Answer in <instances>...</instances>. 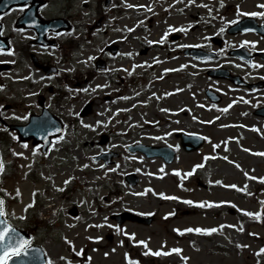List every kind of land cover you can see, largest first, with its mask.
<instances>
[{
	"label": "rangeland",
	"instance_id": "1",
	"mask_svg": "<svg viewBox=\"0 0 264 264\" xmlns=\"http://www.w3.org/2000/svg\"><path fill=\"white\" fill-rule=\"evenodd\" d=\"M71 1L55 0V13L69 10L79 33H64L57 47L36 51L46 66L59 68L58 73L39 72L28 57L24 69L10 71L11 92L0 85V106L13 104L4 111L8 122L26 123L29 112L39 111L35 108L43 97L48 110L64 124L63 132L45 153L31 141L19 143L13 130L0 136L5 162L17 163L12 153L18 157L15 175L4 170L0 178L12 220L24 219L28 209L25 226L52 264H129V258L138 264H264V253L257 256L264 247V180L259 179L264 177V117L254 114L264 106V88L246 90L206 74L207 69L221 66L247 81H263L264 59L255 57L246 64L227 56L223 48L221 58L200 61L182 51L191 44L205 46L209 35L226 36V21L236 20L242 13L264 12L259 7L264 2L258 0L252 4L255 8L240 10L227 9L226 4L241 0H223V4L221 0H114L109 9L102 2L97 7L96 0ZM100 16L101 24L89 31L88 25ZM173 33L180 37L170 40ZM68 38H76V42L64 46ZM162 39L164 48L150 42ZM226 39V47L240 45L250 53L264 50V37L251 32ZM113 44L118 47L115 53L106 49ZM83 51L85 58L78 64V53ZM164 52L179 58L166 87L143 93L142 110L128 107L127 101L113 110L109 87L123 88L125 93L126 86L128 92L132 90L129 84L134 79L145 86L157 75L163 76L156 71L165 59ZM128 56L138 60L137 77L127 75L122 81L119 70L112 67ZM97 58L105 60V68L95 67ZM66 66L71 69L64 72ZM37 72L40 76H35ZM102 81L105 87L94 89ZM141 85L136 86L141 89ZM208 88L220 93L222 101L211 103L203 92ZM86 104L90 109L81 115ZM179 132L200 134L206 142L187 153L182 150ZM103 134L108 137L106 142H102ZM135 143L167 145L176 157L164 164L159 157L129 151ZM110 151L119 155L110 165L93 159ZM102 170L110 171L101 175ZM128 173L139 177L134 186L125 180ZM55 183L58 186L53 188ZM73 207L78 212L75 215L69 213ZM191 207L197 212L187 216ZM124 210L153 215L154 221L119 225L110 218ZM249 212L261 215L250 216ZM169 219L174 220V233L166 234ZM197 227L218 230L211 234L182 230ZM181 233L183 239L179 240L176 237ZM177 248L182 251H171ZM193 251L196 254L191 258L187 253Z\"/></svg>",
	"mask_w": 264,
	"mask_h": 264
},
{
	"label": "flooded vegetation",
	"instance_id": "2",
	"mask_svg": "<svg viewBox=\"0 0 264 264\" xmlns=\"http://www.w3.org/2000/svg\"><path fill=\"white\" fill-rule=\"evenodd\" d=\"M63 1L67 2V4H70L72 2L71 0ZM113 1L114 0H109L110 3L108 6H106V8H110L113 4ZM101 2L104 3L105 0H96V6L98 7ZM1 3L0 36L5 39V41L3 42V46L4 48H6L5 51L0 52V85L11 92L10 71L24 69L29 58H31L32 65L35 69H37L39 72L46 71V64L41 60V58L38 57L36 51L50 49L51 47H45V44L50 43L52 44V46L57 47L59 39L63 36L64 33L71 31H78L79 33V26L77 25V23H75L73 15L68 12L69 10L62 9L58 14L55 13V0H23L19 3H14L12 6L3 4V0H1ZM81 6L87 8L88 4L83 3L81 4ZM137 9L139 10V8ZM242 16L249 17L252 15L244 14ZM253 17L254 20L251 21V23H249L247 27L251 26L252 24H255L257 26L260 23L264 25V18L261 19V17L259 16ZM60 18H63L60 23H56V25L54 24L53 26L49 27L45 33V36L41 35L38 25L40 20L48 22L49 20H57ZM98 19V22L101 23L103 16H100ZM33 21H35V23H33ZM63 25L69 26V29H60ZM230 25L231 24L228 23L226 24V29L224 30L226 36L232 35L229 33ZM55 29H60V31ZM88 29L89 31H91L92 26L88 25ZM226 36L214 37L213 35H209V46L208 44H206L205 46H197L204 51L214 52L215 56L212 58V60L221 58L220 50L223 48L226 50L225 54L227 56L234 57L231 52L237 50L241 46L239 45V47H226ZM8 49H11V52L7 51ZM230 71L233 73V70L231 68ZM36 74L39 73L37 72ZM18 79L23 80L24 78L22 77ZM8 108H13V104L0 106V120H4L7 124L10 122L5 119L6 116L4 115V111L8 110ZM10 125L15 127L14 122H11ZM0 127V135L3 133H8L10 131L8 129V126L3 125L1 121Z\"/></svg>",
	"mask_w": 264,
	"mask_h": 264
},
{
	"label": "water",
	"instance_id": "3",
	"mask_svg": "<svg viewBox=\"0 0 264 264\" xmlns=\"http://www.w3.org/2000/svg\"><path fill=\"white\" fill-rule=\"evenodd\" d=\"M243 23L242 21L239 22V24ZM44 31V30H43ZM187 52V51H186ZM188 52H190L191 54H193L196 57H202L199 56L197 53L199 52L198 50L195 49V51H191L189 50ZM246 60L249 61V59L247 58ZM97 65L102 66V62L101 61H97L96 62ZM212 75H216L215 72H208ZM219 75V74H218ZM218 75H216L218 77ZM226 77H228L226 75ZM236 82V79H233ZM239 84V83H237ZM210 96L212 95L211 92L208 93ZM212 100L214 101H219V98H213ZM88 110V106H86V108L82 111V114H86ZM51 118L53 120V122L49 121V120H45V123H43V125H29L27 127V129L29 131H25L22 127L18 128V137H20L21 140H29L33 138V143H41V147H42V151H46V149L48 148L47 146L50 144L51 142V138L54 136H57L58 134H60L62 132V126L61 124L58 123V121H56V119L54 117H52L51 115H48V118ZM56 126H55V124ZM182 141H183V148L185 151H191V150H195L197 148H199L200 145H202V143L204 142V140L201 137H196L193 135H181ZM105 140V139H104ZM103 140V141H104ZM134 149H138L139 151H141L143 154H146L149 157L152 156H160L163 158L164 162L169 163L171 162L174 157H175V152H173L170 148L166 147H149V146H136L132 147L131 150ZM115 153L110 152V154H100L99 157H96V159H102L104 161L105 164H110L112 162V157L115 156ZM126 180L130 185H134L137 181L138 178L137 176H135L134 174L132 175H127L126 176ZM115 219L116 222H118L119 224L124 223L125 220H129V221H138V222H142L144 224H149L151 223L152 217H146V218H141L139 216H137L136 214H132L130 212H124L122 214H116L112 216V219ZM14 226V225H13ZM16 227V226H15ZM17 231L22 235L25 236L26 238H31L27 232L24 230H21L20 228L16 227ZM23 260L24 264H44V261L46 260L45 256H44V252L42 250L41 247L39 246H33L32 248L29 249V254L27 256H22L20 258H14L13 261H10L9 264H18L19 260Z\"/></svg>",
	"mask_w": 264,
	"mask_h": 264
},
{
	"label": "bare ground",
	"instance_id": "4",
	"mask_svg": "<svg viewBox=\"0 0 264 264\" xmlns=\"http://www.w3.org/2000/svg\"><path fill=\"white\" fill-rule=\"evenodd\" d=\"M256 1H258V0H241V2L239 4L234 5L231 2V3L226 4V5H227V9H229L230 7H233L234 9L239 8L240 10H242L245 7L255 8L252 4L255 3ZM260 2L263 3L264 0H261ZM255 12H257V11H255ZM150 42L152 45H156L158 48H164V44L159 42V40H151ZM85 54H86V52H84V51H83V53L79 52L78 55L80 56V61H79V57H78L76 63L82 64L83 62H81V61L84 60ZM162 57L165 59H162L160 61L161 65L158 66L156 74H158L159 72H163L164 74H163V76L157 75L156 77H154L155 80L149 81L148 82L149 85L146 84L144 86V89H147V90H144L143 88L140 89L139 87H137L136 86L137 81L135 79L132 80V82H130V84H129V85H133L132 90L129 92H128V89L130 88L129 86L128 87L126 86L127 89H126L125 93H122L123 88L116 87V86L109 87L108 91L113 92L112 97L114 98V100L111 99V95H109V93L108 94L106 93V95H107V99L108 98L111 99V104L113 106V108H112L113 110H118L119 106L126 101L128 102V105H127L128 107L142 110L144 102L141 100L140 97L143 93L152 91L153 87H154V89H156V88L162 89L163 87H166L165 85L167 83H169L173 78V75H170L169 72H170L171 68L176 65V63H174V62H177L179 60V58L175 57V56L170 57L168 52H164ZM137 63H138V60L136 58H134L132 56H128V57H125L122 61L114 64L112 69L119 70L117 75H118V77H120V80L123 81L124 77H127V75H130L133 78L137 77L136 76L137 75L136 67L139 66ZM155 63L156 62H152V64H155ZM68 69L70 70L71 68L69 66H66V68H62V70L64 72L67 71ZM166 69H167V71H165ZM110 73H111V71L108 72V74H110ZM36 76H39V74H36ZM97 87H105V84L102 81L100 84L96 85L94 87V89H96ZM122 113L127 114V111H122ZM75 152L77 153V150H75ZM76 157H81V156L76 155ZM73 166H74V160L71 161V167L69 166V169L72 170ZM89 168L91 169V167H89ZM62 169L63 168L61 167L60 170H62ZM92 169L97 170V167H94ZM109 171L110 170H108V171L102 170L99 172V174L104 175V174L108 173ZM56 178L57 177H55V180H56ZM57 186H58L57 183L52 184L53 188H56ZM198 204H199L198 202L195 203V205H198ZM188 211H190V213L187 216H191L192 214L197 212L195 207H191V209H188ZM194 219H197V218L194 217ZM184 220H190V219L185 218ZM173 222H174L173 219H169L167 221V228L165 229L166 234L174 233L173 228L175 227V224ZM184 229H190V228H184ZM184 229H182V230H184ZM154 236L153 235L150 236L152 240L155 239ZM176 238H178L179 240L183 239L182 233H181V235L177 236ZM159 241H160V239H159ZM187 254L189 257L193 258V256H195L196 252H194V251L188 252ZM141 259H145L143 254L141 255ZM106 260H109V258H106ZM115 262L118 263L119 258H118V261H115Z\"/></svg>",
	"mask_w": 264,
	"mask_h": 264
},
{
	"label": "snow or ice",
	"instance_id": "5",
	"mask_svg": "<svg viewBox=\"0 0 264 264\" xmlns=\"http://www.w3.org/2000/svg\"><path fill=\"white\" fill-rule=\"evenodd\" d=\"M192 2V0H190ZM221 4H223V0H221ZM259 7L264 8V4L259 5ZM239 10V9H238ZM246 15H252V16H264V12H254V13H246ZM239 19V16L237 17ZM236 21H226L228 24H233ZM35 23V21H33ZM171 27V26H170ZM248 29H245L247 31ZM223 31V29H221ZM167 35V33L165 34ZM163 42V39L160 41ZM244 44H254V41H244ZM5 51V49L0 48V52ZM7 51L11 52V49H8ZM221 54H223V50L221 49ZM254 63V62H253ZM167 71V69L165 70ZM25 117H22V119ZM90 127V125H89ZM25 147L27 145L25 144ZM18 155H23V153H17ZM261 155H264V153H261ZM227 159V157H225ZM101 167H103L101 165ZM195 167H202V165H196ZM4 170V164L2 161H0V172H3ZM191 174V173H189ZM261 180H264V177L259 178ZM217 183H220V181H217ZM231 187L235 188L236 185H231ZM244 190V189H241ZM17 195H19V192H17ZM159 195L163 196V193H160ZM177 199H179L177 197ZM189 203H192V201H188ZM203 204L204 202H199ZM211 203V202H210ZM223 203V202H221ZM246 211V210H242ZM250 216L259 217L261 215L260 212L257 213H247ZM220 228L223 227V225L219 226ZM232 227H235V225H232ZM217 228H195V229H184L183 231H195V232H203L207 234H211L215 231H217ZM243 231V229H240ZM177 231H181L180 229H177ZM125 235H129L127 232H125ZM135 235L134 233L132 234ZM96 239H100L99 237H96ZM71 243V242H69ZM138 243H145L144 241H138ZM32 248L31 238H26L25 236H22L13 224H11L7 218V214L5 211V200L3 197H0V264H9L10 261H13L14 258H20L22 256H27L29 254V249ZM152 250L149 249V252ZM173 252H181V249H172ZM260 253H264V247L260 248ZM155 254L159 255L160 252H156ZM107 255V253H106ZM127 255V254H126ZM185 260H187V257H184ZM18 264H24V261L21 259L19 260ZM44 264H52V261L50 259H47L44 261ZM129 264H138V262H133L129 258Z\"/></svg>",
	"mask_w": 264,
	"mask_h": 264
},
{
	"label": "trees",
	"instance_id": "6",
	"mask_svg": "<svg viewBox=\"0 0 264 264\" xmlns=\"http://www.w3.org/2000/svg\"><path fill=\"white\" fill-rule=\"evenodd\" d=\"M14 168H16V164H15Z\"/></svg>",
	"mask_w": 264,
	"mask_h": 264
}]
</instances>
